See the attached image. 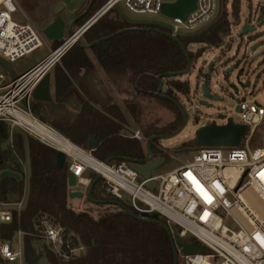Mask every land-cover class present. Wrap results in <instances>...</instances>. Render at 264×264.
Here are the masks:
<instances>
[{"label": "trees", "instance_id": "obj_1", "mask_svg": "<svg viewBox=\"0 0 264 264\" xmlns=\"http://www.w3.org/2000/svg\"><path fill=\"white\" fill-rule=\"evenodd\" d=\"M103 1L94 0L91 10L94 5L98 8ZM86 17L81 18L77 25ZM121 30V33H117ZM227 31L228 22L217 14L205 27L193 33L177 35L178 41H174L167 35L170 31L159 25L133 24L118 13L115 16L105 14L84 33L81 44H93L109 37L94 44L90 51L117 91L129 96L124 104L131 115L134 116L139 107L137 98H153L176 111L180 125V109L171 100L156 93L159 87L157 77L161 76L163 80L162 94L172 98L176 93L187 95L190 90L188 83L172 76L187 68V56L180 44L185 48L192 43L219 46ZM57 44L56 41L52 42L53 47ZM201 53V50L195 53L189 51V56L193 60ZM54 69L55 100L35 102L31 113L85 150L92 149L87 142L90 137L94 138L98 145L92 150V155L100 161L109 160L110 164L143 161L146 150L139 140L122 134L126 119L112 98L106 94L105 101L100 102L91 97L89 84L96 73L88 50L72 46ZM73 82L89 101L99 103L102 111L82 98ZM71 95H75L81 105L76 113L65 108L64 103ZM176 122L173 121L170 128L175 127ZM163 133L156 125H150L144 137ZM9 139V125L0 121V171L8 169L21 174L16 159L24 157L26 147L29 157L28 190L24 207L18 213L13 211L10 223L0 225V239L10 241L16 231L24 232V260L27 264H35L41 258L40 254H35L31 240H40L35 227L42 216L69 233L74 245L81 244L85 248L80 256L63 261L46 246L45 257L51 264H173L172 243L162 226V223L166 224L163 218L143 220L126 205H117V200L110 195L102 197L104 190L100 179L95 180V174L91 175V199L96 204L114 203L118 208L113 211L106 209L98 217L88 211H75L68 205L67 166L57 168L56 150L32 136L24 139L21 134L13 133L14 154L8 143L6 148H1V144L9 142ZM158 141L151 142L152 156L163 157L165 161L167 154L157 147ZM23 189L22 178L17 180L7 176L0 179V197L3 201L10 194L21 196Z\"/></svg>", "mask_w": 264, "mask_h": 264}, {"label": "built area", "instance_id": "obj_2", "mask_svg": "<svg viewBox=\"0 0 264 264\" xmlns=\"http://www.w3.org/2000/svg\"><path fill=\"white\" fill-rule=\"evenodd\" d=\"M173 2L175 0H106L77 25L72 34L67 33L56 49L25 72L17 74L16 79H8L7 72L0 74V121L6 122L10 128L9 149L15 154L11 139L14 128L25 129L18 123L16 112L34 116L22 104L23 97L31 93L94 23L119 3L136 15H157L161 14L165 4ZM17 6L16 0H0V57L10 64L38 49L44 42L43 35L31 22L13 18ZM218 12L219 0H196V8L185 20L167 17L170 21L165 27L176 36L193 33L208 25ZM263 12L262 8L261 14H255L241 27L247 24L256 31L261 26L258 18L263 20ZM236 112L240 120L233 122L248 127L239 145L197 147L190 160L166 173L152 171L148 179L135 171L129 162L110 164L95 158L97 166L92 167L76 153L61 150L66 157L67 174L75 177V185H67L68 192L80 191L85 196L91 184V176L86 172L98 175L101 188L113 199L139 215L157 213L172 234H177L183 242H197L205 247L204 252L195 250L186 254L181 246L175 245L176 258L179 257L182 264H264V132L260 144L251 145L255 129L264 120V108L249 104L243 98L237 99ZM130 137L143 141L139 131H132ZM35 138L42 142L37 136ZM73 145L93 157V149ZM147 182L155 183L153 189L145 186ZM125 198L128 203L124 202ZM23 203L24 197L14 202L3 201L0 197V225L10 223L13 211L18 213L24 207ZM37 221L36 236L57 257L67 261L84 253V246L74 245L71 235L51 219L42 216ZM15 235L22 243L25 233L20 230L10 241L0 239V264L24 260L22 244L17 250L12 245Z\"/></svg>", "mask_w": 264, "mask_h": 264}, {"label": "rangeland", "instance_id": "obj_3", "mask_svg": "<svg viewBox=\"0 0 264 264\" xmlns=\"http://www.w3.org/2000/svg\"><path fill=\"white\" fill-rule=\"evenodd\" d=\"M17 11L13 14V18L16 20H28L35 28L41 33V30L49 24L53 19L51 12V6L60 2V0H16ZM93 6V10H90L87 17L80 23L82 24L89 16H91L98 8ZM264 10V0H219V16L228 20L229 32L223 36V42L219 46H208L202 43L189 44L188 50L195 53L201 50L202 53L199 57L192 60V65L189 71L181 77H178L180 81L187 82L189 85V93L183 95L176 93L175 98L181 102L184 106L188 123L186 127L177 135L159 140L157 147L167 154L165 161L160 164L153 173H166L179 166L182 162L188 161L194 154L195 147H193L191 140L194 136L196 127L208 123L218 113H222L231 117L233 121L239 122L240 116L236 112L237 99H245L247 103L254 104L257 107L264 108V23L258 26L253 33L242 34L241 25L252 18L255 14L259 15ZM119 14L121 18L130 21L133 24H156L166 29V24L170 21L169 18L157 14V15H136L129 12L122 3L116 5V7L109 10L106 14L115 16ZM66 20L71 18L69 13H65ZM264 20V12H263ZM79 24V25H80ZM256 26L257 22L254 23ZM42 34V33H41ZM43 45L38 49L28 53L21 58H18L11 63L13 69L17 74H21L31 68L50 51L56 49L61 41L53 47L52 42L47 41L43 36ZM83 36L79 40L82 43ZM261 43V45L255 50L251 51L253 44ZM256 53L261 55L254 60L253 57ZM90 58L93 54L88 51ZM217 61L214 64V68L210 74L211 82L210 89L213 93L219 94L222 99L220 101H210L211 107L200 104L202 93L196 92L197 79L200 81L203 75H207V65L211 61ZM242 61L245 64L244 72H242L240 78H237L238 69L236 68L231 73L225 74L226 67L233 64V62ZM60 62V61H59ZM205 65V66H204ZM54 68V67H53ZM52 68V69H53ZM51 69V70H52ZM0 74H6L5 69L0 65ZM190 76V79L188 77ZM9 79L10 76L7 75ZM256 83H253L254 80ZM250 81V86H246V82ZM232 84L236 86L237 91L232 88ZM165 88V87H164ZM196 92V95H195ZM116 105L124 115L126 122L124 124L125 130L122 131L124 136L131 135L132 131H139L143 137V141H140L145 149L144 132L148 126L156 125V128L161 129L163 134H170L175 131L179 126V121L176 118V111L169 109L163 104L158 103L153 98H137L139 107L136 110L135 115H131L127 110L124 100L129 98L125 94H120L116 91ZM173 121L175 127L170 128V124ZM223 120L217 119V123H222ZM54 129V128H53ZM264 132V120L255 129L254 135L251 140L252 146H258L261 141V135ZM14 133L21 134L24 139L27 136L33 134L29 131L15 127ZM8 142H3L1 148L7 147ZM146 150V149H145ZM24 157H17L16 163L19 166L21 178L24 181V189L21 196L15 194L14 196L7 195L6 200L9 202L19 201L23 199L28 190V178H29V157L25 147ZM67 165V163H65ZM86 175H92L90 171L86 172ZM102 197H108L106 192L101 193ZM5 200V201H6ZM68 205L75 211H88L94 217H98L106 209L111 211L116 210L118 206L114 203L96 204L91 202L85 196L80 199H69ZM14 206V205H12ZM176 229L175 226H172ZM23 239V238H22ZM24 246L21 239L15 235L12 243L13 247L17 250ZM32 247L35 254H40L41 258L35 264H51L45 257L46 245L42 240H31ZM177 263L182 264L179 257H177ZM12 264H27L25 260H18Z\"/></svg>", "mask_w": 264, "mask_h": 264}, {"label": "water", "instance_id": "obj_4", "mask_svg": "<svg viewBox=\"0 0 264 264\" xmlns=\"http://www.w3.org/2000/svg\"><path fill=\"white\" fill-rule=\"evenodd\" d=\"M93 3V0L89 1L88 6L85 8V10L77 15L74 16L76 12H78L84 5L85 0H60V2L54 4L51 6V12L53 14L52 21L47 24L42 30L41 33L44 36V38L49 42H59L62 41L65 37V35L72 34L74 31V28L77 26V22L79 19L87 15L91 5ZM196 8V0H175L173 3L165 4L164 7L161 10V14L166 17L171 18H180L182 20H185L186 17ZM69 13L71 16H74L69 22L66 21L64 14ZM260 25H262L263 20L259 17ZM132 30L135 28H131ZM159 33H164L160 30L155 29ZM242 34L247 33H253L255 31V28H250L247 24L243 25L241 27ZM121 31L117 33H121ZM166 34V33H165ZM172 40L178 41L177 36L175 34H167ZM109 37L101 38L97 41H95L93 44H81L80 42H76L75 45L80 46L81 48L85 50H90L92 46L96 43H99L101 41L107 40ZM180 46L185 50L186 56H187V68L185 71L181 73H173L172 76L174 77H181L184 74H186L192 65V60L189 56V50L185 48L182 44ZM259 44H253L251 46V51L255 52V50L259 47ZM261 54L256 53L253 57L254 60H256ZM217 61L213 60L208 63L207 65V75H203L201 77V80L199 81L197 79L196 82V92L202 93L200 104L206 105L208 107H211L212 104L210 101H220L222 97L217 94L213 93L210 89V82L211 77L210 74L214 68V64ZM242 62V61H239ZM0 65L3 66L5 71L8 73L10 78L12 80L16 79L18 77L17 73L13 69L12 65L0 57ZM205 66V65H204ZM237 67L236 62H233L232 65L225 68L224 73L228 74L231 73L233 70H235ZM243 72V68L238 69L237 78L239 79L241 74ZM171 75V74H168ZM159 81V87L157 90V95L163 98H167L168 100H171L181 111L182 113V123L181 125L172 133L166 134V135H152L148 137L145 141V149L146 154L143 161L136 162V161H130L131 167L137 171L144 179H148L150 176V173L155 170L160 164L164 162L163 157L154 158L151 153V142L153 140H164L171 138L177 134H179L187 125L188 118L185 111L184 106L181 104L179 100L176 98L168 97L164 94H162V87H163V80L161 76L157 77ZM254 83V82H253ZM251 82L247 81L246 86H250ZM232 88H234L237 91V88L235 85L232 84ZM195 92V95H196ZM52 100L51 92H50V73L47 72L42 79L36 84V86L33 88L31 93L29 95H26L21 100L22 104L26 106L30 111L32 110L33 104L35 102H50ZM217 119L219 120H225V123H217ZM248 127L244 124L234 123L231 117H227L225 114L218 113L215 118H213L208 123L202 124L198 127H196L194 131L193 139L191 140V143L193 147H202V146H237L239 145L241 138L247 133ZM88 146H90L92 149H95L98 145V142L90 137L87 142ZM56 166L58 169H62L65 165L66 157L65 154L59 150L56 149ZM105 163H109V160H106ZM12 176L17 180H21V175L17 172H14L12 170H2L0 172V179ZM99 179V176L96 175L95 180ZM67 185L68 186H74L75 185V177L71 174H67ZM145 186L149 189H153L155 186L154 182H147ZM91 187L92 184L87 189V193L85 197L89 199L93 203H97L91 199ZM84 195L80 191H70L68 192V198L69 199H80L83 198ZM125 203H128V199H124ZM117 205L124 206L125 204L119 201L115 202ZM128 212L134 216V213L129 211ZM140 217L143 220H155L159 218V215L157 213H143L140 215ZM163 228L166 230L167 234L169 235L172 243V252H173V264H177V258H176V249L175 245L181 246L182 251L186 254H191L193 251L198 250L201 252L206 251L205 247L197 242H183L181 238L177 234H172L170 227L166 224L162 223Z\"/></svg>", "mask_w": 264, "mask_h": 264}, {"label": "crops", "instance_id": "obj_5", "mask_svg": "<svg viewBox=\"0 0 264 264\" xmlns=\"http://www.w3.org/2000/svg\"><path fill=\"white\" fill-rule=\"evenodd\" d=\"M105 1L106 0H104L99 5V7L102 6V4H104ZM70 20H71V18L69 20H66V21L69 22ZM88 51H90V50H88ZM91 59H92L93 64L95 66V73H96L95 74V78L93 80H91V82L89 84V90H90L91 97L94 98V100H98L100 102H104L105 99H106V94H108L112 98V102L117 104L116 103V98H115L116 97L115 94H116L117 89H116L115 85L111 82L109 77L105 74V72L103 71L101 66L98 64V62L96 61L94 56H92ZM58 64H60V62H58ZM49 73H50V92H51V97H52V100L50 102H52V101L55 100V69L53 68L52 70L49 71ZM73 84H74L75 88L77 89L78 94L82 98H84L85 100H88L87 96L77 87V85L74 82H73ZM89 102H90V104L93 105V107L95 109H97L99 111H102V109L100 108L99 103H93L92 101H89ZM64 104H65V108L67 110L72 111L73 113H76L80 109V106H81L80 103H78L76 101V96L75 95H71L69 97L68 102H66ZM61 135L64 136L63 134H61ZM64 137L67 138L66 136H64ZM14 195L15 194H10V196H14ZM26 195H27V191H26ZM26 195L24 196V203L23 204H25Z\"/></svg>", "mask_w": 264, "mask_h": 264}, {"label": "bare ground", "instance_id": "obj_6", "mask_svg": "<svg viewBox=\"0 0 264 264\" xmlns=\"http://www.w3.org/2000/svg\"><path fill=\"white\" fill-rule=\"evenodd\" d=\"M18 123L27 131L37 136L42 142L53 146L59 150L71 151L79 155L85 162L92 167L97 166L96 159L76 149L72 142L62 136L58 131L52 127L43 124L32 115L16 112Z\"/></svg>", "mask_w": 264, "mask_h": 264}, {"label": "flooded vegetation", "instance_id": "obj_7", "mask_svg": "<svg viewBox=\"0 0 264 264\" xmlns=\"http://www.w3.org/2000/svg\"><path fill=\"white\" fill-rule=\"evenodd\" d=\"M89 1L90 0H85V5L78 11V12H76L75 13V15L74 16H77V15H79V14H81L84 10H85V8L88 6V4H89ZM94 1V0H93ZM92 5H93V3H92ZM92 5H91V7H90V9H89V11H88V13H87V15L89 14V12H90V10H91V8H92ZM74 16H71V19L74 17ZM86 16V15H85ZM84 16V17H85ZM83 18V17H82ZM80 20V19H79ZM78 23V22H77ZM243 64H245L244 62H236V65H237V67L238 68H243V72H244V69H245V66L243 65ZM256 79L254 80V83H256ZM182 120H183V117H182ZM181 123H182V121H181ZM181 123H180V125H181ZM179 125V126H180Z\"/></svg>", "mask_w": 264, "mask_h": 264}, {"label": "snow or ice", "instance_id": "obj_8", "mask_svg": "<svg viewBox=\"0 0 264 264\" xmlns=\"http://www.w3.org/2000/svg\"><path fill=\"white\" fill-rule=\"evenodd\" d=\"M208 200H209V202H211V199L210 198H208Z\"/></svg>", "mask_w": 264, "mask_h": 264}]
</instances>
